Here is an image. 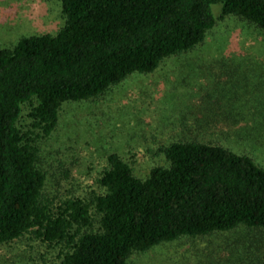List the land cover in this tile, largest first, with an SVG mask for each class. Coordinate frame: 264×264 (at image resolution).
<instances>
[{
	"label": "trees",
	"instance_id": "16d2710c",
	"mask_svg": "<svg viewBox=\"0 0 264 264\" xmlns=\"http://www.w3.org/2000/svg\"><path fill=\"white\" fill-rule=\"evenodd\" d=\"M214 3L264 33V0H61L56 32L0 46V244L32 234L59 264H126L182 237L264 232V168L212 141L170 143L142 178L112 152L89 198L43 197L40 145L62 107L200 44Z\"/></svg>",
	"mask_w": 264,
	"mask_h": 264
},
{
	"label": "rangeland",
	"instance_id": "374dc122",
	"mask_svg": "<svg viewBox=\"0 0 264 264\" xmlns=\"http://www.w3.org/2000/svg\"><path fill=\"white\" fill-rule=\"evenodd\" d=\"M211 8L215 25L200 44L62 107L40 145L44 198H89L112 152L145 177L167 164L163 148L180 140L216 142L264 168V33L236 16L222 18L220 3ZM63 21L61 0H0V46L54 33ZM60 254L32 234L0 244V264H59ZM263 256L264 232L241 227L161 243L126 264H257Z\"/></svg>",
	"mask_w": 264,
	"mask_h": 264
}]
</instances>
